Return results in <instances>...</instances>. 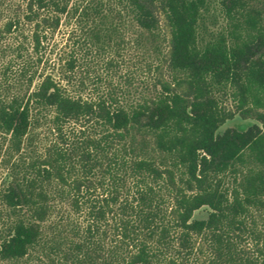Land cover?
I'll list each match as a JSON object with an SVG mask.
<instances>
[{
    "label": "trees",
    "instance_id": "trees-1",
    "mask_svg": "<svg viewBox=\"0 0 264 264\" xmlns=\"http://www.w3.org/2000/svg\"><path fill=\"white\" fill-rule=\"evenodd\" d=\"M0 264H264V0H0Z\"/></svg>",
    "mask_w": 264,
    "mask_h": 264
},
{
    "label": "rangeland",
    "instance_id": "rangeland-1",
    "mask_svg": "<svg viewBox=\"0 0 264 264\" xmlns=\"http://www.w3.org/2000/svg\"><path fill=\"white\" fill-rule=\"evenodd\" d=\"M72 26L62 24L60 28L50 36L51 45L56 47V52L63 50L69 37ZM62 49V50H61ZM56 52L54 57H56ZM79 55L78 73L86 78V93L99 95L108 90L110 83L119 90H125L129 100H135L144 89L146 81L152 76L148 71L140 51L133 47L123 51L122 56L110 54L109 51L80 49L77 47ZM110 59H114V64L109 65ZM254 119H243L237 115L234 119L228 120L220 129L224 131L228 127L245 129L256 123ZM209 213V208L203 207L196 211V218H205Z\"/></svg>",
    "mask_w": 264,
    "mask_h": 264
}]
</instances>
